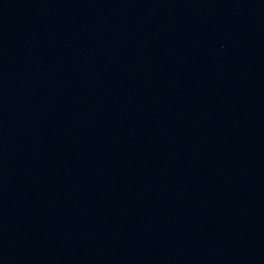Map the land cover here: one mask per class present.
I'll return each instance as SVG.
<instances>
[{
  "label": "water",
  "instance_id": "water-1",
  "mask_svg": "<svg viewBox=\"0 0 264 264\" xmlns=\"http://www.w3.org/2000/svg\"><path fill=\"white\" fill-rule=\"evenodd\" d=\"M0 264H264V0H0Z\"/></svg>",
  "mask_w": 264,
  "mask_h": 264
}]
</instances>
